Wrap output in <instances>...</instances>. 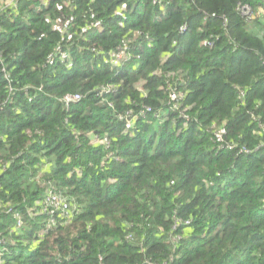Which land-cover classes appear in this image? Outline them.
Here are the masks:
<instances>
[{
    "label": "clouds",
    "instance_id": "clouds-1",
    "mask_svg": "<svg viewBox=\"0 0 264 264\" xmlns=\"http://www.w3.org/2000/svg\"><path fill=\"white\" fill-rule=\"evenodd\" d=\"M0 264H264V0H0Z\"/></svg>",
    "mask_w": 264,
    "mask_h": 264
}]
</instances>
